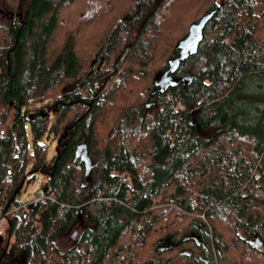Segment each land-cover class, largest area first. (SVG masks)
Returning <instances> with one entry per match:
<instances>
[{
  "label": "trees",
  "instance_id": "trees-1",
  "mask_svg": "<svg viewBox=\"0 0 264 264\" xmlns=\"http://www.w3.org/2000/svg\"><path fill=\"white\" fill-rule=\"evenodd\" d=\"M39 172L0 264H264V0H0V207Z\"/></svg>",
  "mask_w": 264,
  "mask_h": 264
},
{
  "label": "rangeland",
  "instance_id": "rangeland-1",
  "mask_svg": "<svg viewBox=\"0 0 264 264\" xmlns=\"http://www.w3.org/2000/svg\"><path fill=\"white\" fill-rule=\"evenodd\" d=\"M221 1V0H220ZM191 47V46H190ZM189 47V49H191ZM195 47H192V49H194ZM201 68V64L198 63L197 67L194 69V71H198ZM167 82V80H166ZM153 108L149 109L150 113H153ZM132 122V125H137L138 124V118L134 117ZM217 128L216 127H212L210 129H208L207 131H201L200 133L205 135V136H211L216 132ZM56 153V149H55V144L53 143L52 146L50 147L49 150V154H48V161L50 162L51 159L53 158V156ZM101 159V157H95L93 162H97ZM45 182V176L43 173L39 172L37 175V178L32 181L30 184L25 183L24 187L22 188L20 194L17 196V201L24 203L27 201H31L32 198L37 194V193H42L43 192V185ZM97 184V182H94V184ZM95 184V185H96ZM40 223H38V226L40 227ZM88 227V224L86 223V221H81L80 224L78 225V227L74 230L71 231V233L67 234L65 237H62L60 240L57 241V246L61 249V250H65L68 247H70L71 245H73L76 240L78 239L80 233L86 228ZM6 234V230L4 232V235ZM4 243L0 244V248H3Z\"/></svg>",
  "mask_w": 264,
  "mask_h": 264
},
{
  "label": "built area",
  "instance_id": "built-area-1",
  "mask_svg": "<svg viewBox=\"0 0 264 264\" xmlns=\"http://www.w3.org/2000/svg\"><path fill=\"white\" fill-rule=\"evenodd\" d=\"M125 179L124 181H126ZM48 199L45 195L36 194L31 201H27L21 204H12L9 208L4 209L0 207V235H3L5 232V226L8 222V215L10 214H19L23 212H29L30 206L32 204H37L40 202H45Z\"/></svg>",
  "mask_w": 264,
  "mask_h": 264
},
{
  "label": "water",
  "instance_id": "water-1",
  "mask_svg": "<svg viewBox=\"0 0 264 264\" xmlns=\"http://www.w3.org/2000/svg\"><path fill=\"white\" fill-rule=\"evenodd\" d=\"M198 26H200V25H196V26H193L192 27V31H193V36H191V37H189V38H187L186 40H184L183 42H182V47H183V50L184 51H188V50H190L189 49V47L192 49V47H195V42H196V37H197V29H198ZM253 241L254 242H258V244L260 245V246H263V242L261 241V239L259 238V235H254V237H253Z\"/></svg>",
  "mask_w": 264,
  "mask_h": 264
},
{
  "label": "bare ground",
  "instance_id": "bare-ground-1",
  "mask_svg": "<svg viewBox=\"0 0 264 264\" xmlns=\"http://www.w3.org/2000/svg\"><path fill=\"white\" fill-rule=\"evenodd\" d=\"M42 195V194H41Z\"/></svg>",
  "mask_w": 264,
  "mask_h": 264
}]
</instances>
